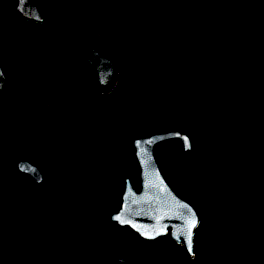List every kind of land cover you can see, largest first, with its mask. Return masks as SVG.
Returning a JSON list of instances; mask_svg holds the SVG:
<instances>
[{
	"label": "trees",
	"instance_id": "16d2710c",
	"mask_svg": "<svg viewBox=\"0 0 264 264\" xmlns=\"http://www.w3.org/2000/svg\"><path fill=\"white\" fill-rule=\"evenodd\" d=\"M62 1L60 20L35 23L13 11L14 0H0V45L18 42L37 50L43 69L64 70L68 81L61 99L42 96V106L30 117L17 109L21 98L15 89L14 108L0 105V264H115L116 254L134 261L127 238L143 241L108 216L119 205L126 177L138 187L129 139L169 129L186 132L192 151L166 141L156 146V158L171 187L195 206L200 223L193 256L164 237L166 255L153 261L148 254L145 264H179V258L194 264L199 256L205 264L204 249L222 255L221 264H264V184L247 178L264 165V0ZM94 44L118 60L116 84L107 93L96 90L85 63ZM8 54L0 53V59ZM16 81L7 73V84L14 88ZM47 101L51 107L44 109ZM90 128L109 144L115 164L122 161V150L134 166L115 180L114 208L99 214L93 231L75 229L74 221L63 225L58 212L65 205L63 192L71 203L81 182L69 159ZM57 143L68 148L63 159L50 156ZM193 155L198 158L189 161ZM19 159L43 166L58 187L54 211L38 207L42 198L16 170ZM257 169L260 181L264 169ZM189 170L200 171L205 180L187 182ZM231 178L240 179V188L256 190V202L237 197ZM114 228L118 234H111ZM77 250L91 259L79 261Z\"/></svg>",
	"mask_w": 264,
	"mask_h": 264
},
{
	"label": "rangeland",
	"instance_id": "374dc122",
	"mask_svg": "<svg viewBox=\"0 0 264 264\" xmlns=\"http://www.w3.org/2000/svg\"><path fill=\"white\" fill-rule=\"evenodd\" d=\"M17 49L18 51H16ZM8 52L7 58L2 56L0 63L6 73L11 74L13 81L17 80L14 88L10 84H8V87L12 91L13 96L15 89L21 98L17 104V109L22 116L30 117L32 113L34 115L37 114L39 108L42 106V96H50L56 99L63 97V92L68 88L67 76L64 70H44L43 56L35 49L28 50V48L22 47L18 42L11 43L8 46H4V44L0 45V53L2 55ZM48 61L49 63L54 62L55 56L50 55ZM43 104L44 109L51 107L50 101L44 102ZM0 105L3 108L12 109L15 106L14 98L12 97L9 101H3L2 95L0 94ZM83 136V143L81 145L74 143L69 159V163L72 164L70 166L76 164L75 168L79 169L78 172L77 170L75 172L80 175L78 178L81 179V182L77 180L78 186L76 188V194L71 203L67 202L69 200L67 191L63 192L65 205L58 212H60L62 219L60 222L63 225L67 221H74L75 229L93 231L95 223L98 222L96 219L99 214L106 208H114L116 191H119L118 184L113 187L115 180L117 177H120L122 172L127 174L132 171L134 166L132 163L126 162V157H123L126 154L122 150H119V154L122 155V161L125 159V163L120 161V164L118 163L119 165L117 163L115 164L112 156L114 153L111 151L109 144L99 140V136L94 129L90 128ZM197 158L198 156L193 155L189 156L188 160L194 161ZM81 159L84 160L80 161ZM118 166L120 167L118 168ZM256 167L261 172L264 169L263 164H258ZM40 168L45 173V168L43 166ZM257 168L248 173L247 178L256 183L264 184V176L260 181L256 180ZM187 174V182L194 183L197 180H205V176L203 174L200 175V171L189 170ZM214 177L216 180H222L220 175H214ZM239 182L240 179L238 178L230 179L229 183L234 185V194L237 197L246 195L250 202H256L254 197L256 190L252 191L243 186L240 188ZM57 190L58 187L52 185L45 175L44 183L39 186L35 185L33 188V193L36 198H42V202L38 207H49L51 211H54L57 205L55 196ZM231 192H233V189ZM233 199L235 200V197ZM69 211H71L70 215ZM111 233L118 234V231L113 230ZM167 246V241L160 239L153 244L152 250H147L149 246L145 247L143 243L128 237L125 248L128 254L134 257V261L130 262V264H145L149 261L146 259L148 254H150V258L153 261L157 259L158 255L159 257L166 255ZM179 249L181 250L182 248ZM197 251L200 255L199 246ZM178 252L179 250L177 249L175 253L177 254ZM202 258L205 260V264H221L219 260H223L222 255L215 256L213 252L210 250L207 251L206 249L202 252ZM179 260L181 261L179 264H187L183 258H179ZM194 264H200V256Z\"/></svg>",
	"mask_w": 264,
	"mask_h": 264
},
{
	"label": "water",
	"instance_id": "95a60500",
	"mask_svg": "<svg viewBox=\"0 0 264 264\" xmlns=\"http://www.w3.org/2000/svg\"><path fill=\"white\" fill-rule=\"evenodd\" d=\"M13 11L25 20L45 23L60 20L64 14V5L62 0H14ZM84 59L93 72L96 90L100 93L111 91L118 74L115 55L94 44L89 47ZM0 94L3 101H9L12 96L7 84V73L1 63ZM166 141H178L184 153L192 151L190 136L180 129L155 131L129 139L138 168L139 184L135 188L130 178L124 179L120 207L110 214L109 221L120 228L130 229L145 241L169 235L191 257L194 255V237L200 216L195 206L171 187L160 168L156 146ZM67 154L68 148L62 143L55 144L50 151V156L55 159H63ZM15 168L28 176L34 185H42L45 181L44 171L28 159L17 160ZM192 220L195 226L190 229L189 245L186 236ZM74 256L82 262L91 259V254L82 250L75 251Z\"/></svg>",
	"mask_w": 264,
	"mask_h": 264
},
{
	"label": "flooded vegetation",
	"instance_id": "af4514ba",
	"mask_svg": "<svg viewBox=\"0 0 264 264\" xmlns=\"http://www.w3.org/2000/svg\"><path fill=\"white\" fill-rule=\"evenodd\" d=\"M12 92V91H11ZM12 97H13V94H12V96H11V99H12ZM138 169V168H137ZM129 178V177H128ZM139 184V183H138ZM123 188H124V180H123V187H122V191H123ZM135 188H138V187H135ZM122 191H121V194H122ZM121 194H120V202H119V205L116 207V209H114L110 214H112L113 212H115V211H117L118 210V208L120 207V203H121ZM110 216V215H109ZM109 216H108V219H109ZM116 225V224H115ZM120 228V227H119ZM118 228H114L113 230H117ZM111 234H113V233H111ZM138 236V235H137ZM139 237V236H138ZM164 237H170L169 235H166V236H163V237H160V238H158V239H156V240H153V241H145V240H143V239H141L140 237V239L143 241V245L145 246V247H147V246H151V248H152V246H153V244L154 243H156L158 240H160V239H162V238H164ZM171 239V238H170ZM113 242H117V238L115 239V238H113V240H112ZM109 243V242H108ZM146 243H148V244H146ZM176 244V243H175ZM178 246H180L181 248H182V245H179V244H177ZM183 249V248H182ZM119 258H121L120 260H119ZM111 260L112 261H114L115 262V264H130V261L128 260V258H127V256L126 255H118V254H116V255H112L111 256ZM80 261V260H79ZM82 262V261H81Z\"/></svg>",
	"mask_w": 264,
	"mask_h": 264
},
{
	"label": "snow or ice",
	"instance_id": "6c2138e0",
	"mask_svg": "<svg viewBox=\"0 0 264 264\" xmlns=\"http://www.w3.org/2000/svg\"><path fill=\"white\" fill-rule=\"evenodd\" d=\"M185 139H186V138H185ZM194 226H195V221H194V220L190 221V222H189V233H188V235L186 236V239L188 240L189 245H190V229H191L192 227H194Z\"/></svg>",
	"mask_w": 264,
	"mask_h": 264
}]
</instances>
